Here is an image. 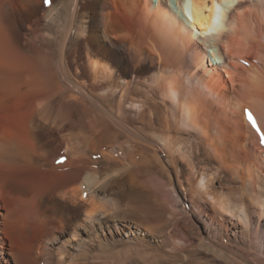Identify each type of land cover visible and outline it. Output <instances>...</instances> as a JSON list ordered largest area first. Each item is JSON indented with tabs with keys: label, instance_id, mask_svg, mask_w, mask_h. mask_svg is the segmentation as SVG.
<instances>
[{
	"label": "bare ground",
	"instance_id": "bare-ground-1",
	"mask_svg": "<svg viewBox=\"0 0 264 264\" xmlns=\"http://www.w3.org/2000/svg\"><path fill=\"white\" fill-rule=\"evenodd\" d=\"M246 106L264 0H0V264H264Z\"/></svg>",
	"mask_w": 264,
	"mask_h": 264
},
{
	"label": "rangeland",
	"instance_id": "rangeland-1",
	"mask_svg": "<svg viewBox=\"0 0 264 264\" xmlns=\"http://www.w3.org/2000/svg\"><path fill=\"white\" fill-rule=\"evenodd\" d=\"M178 4H179V3L175 2V1L173 2V5H175L177 8L179 7L178 9L181 10V9H180V6H179L180 4H179V5H178ZM186 12H187V14L189 13L187 10H186ZM190 15H191V13H190ZM190 15L188 14V17H189V18H191ZM213 50H214L213 48H209V52H210V53H213ZM216 59L219 60L218 56H216Z\"/></svg>",
	"mask_w": 264,
	"mask_h": 264
},
{
	"label": "snow or ice",
	"instance_id": "snow-or-ice-1",
	"mask_svg": "<svg viewBox=\"0 0 264 264\" xmlns=\"http://www.w3.org/2000/svg\"><path fill=\"white\" fill-rule=\"evenodd\" d=\"M248 118L252 122L253 126H255V120L252 118L251 113H248ZM261 142L264 143V138H262Z\"/></svg>",
	"mask_w": 264,
	"mask_h": 264
}]
</instances>
